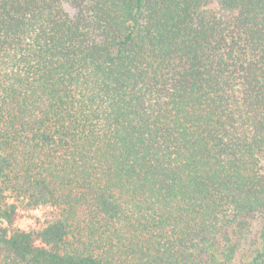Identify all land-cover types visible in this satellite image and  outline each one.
Returning a JSON list of instances; mask_svg holds the SVG:
<instances>
[{
	"label": "trees",
	"instance_id": "1",
	"mask_svg": "<svg viewBox=\"0 0 264 264\" xmlns=\"http://www.w3.org/2000/svg\"><path fill=\"white\" fill-rule=\"evenodd\" d=\"M0 264H264V0H0Z\"/></svg>",
	"mask_w": 264,
	"mask_h": 264
},
{
	"label": "rangeland",
	"instance_id": "2",
	"mask_svg": "<svg viewBox=\"0 0 264 264\" xmlns=\"http://www.w3.org/2000/svg\"><path fill=\"white\" fill-rule=\"evenodd\" d=\"M52 207H39L32 210L19 209L13 225L19 229L29 230L43 224L55 214Z\"/></svg>",
	"mask_w": 264,
	"mask_h": 264
}]
</instances>
